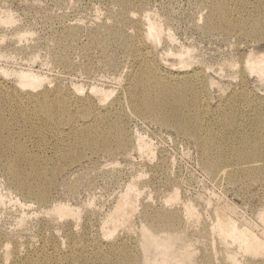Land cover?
<instances>
[{
  "label": "rangeland",
  "instance_id": "374dc122",
  "mask_svg": "<svg viewBox=\"0 0 264 264\" xmlns=\"http://www.w3.org/2000/svg\"><path fill=\"white\" fill-rule=\"evenodd\" d=\"M214 1L0 0V83L12 93L11 98L15 95L27 100L31 92L36 95L59 90L79 100L89 99L96 114L121 123L128 140L125 148L112 144L108 151L82 150L56 176L44 205L15 190L0 164V264H12L13 252L21 261L43 251L61 256L71 250L78 254L77 264H83L81 258L86 256H94L93 263L102 264L99 254L102 257L108 244L119 241L126 245L130 256L137 258V264H144L141 234L146 227L145 217L154 212L177 215L174 233L168 237L172 240L169 250L171 254L186 251L181 257L185 264H236L229 261L231 256L239 264H264V256L240 251L213 232L217 217L222 215L264 240V220L260 221L264 215V176L257 180L244 178L242 182L229 180L231 172L260 167L264 162L221 165L209 172L201 163V151L192 136L136 114L127 94L130 77L148 63L141 59L143 53L168 82L196 73L194 86L201 91L199 105L210 112L202 113L201 119L216 136L222 133L218 113L227 107L231 96L245 93L264 102V75L245 69L247 62L264 54V21L262 33L246 34L244 28L208 30L206 20ZM257 1L245 0L244 9L235 10L229 0L232 22L243 20L248 25L250 17L259 12ZM119 15L122 21L117 19ZM150 23L162 32L156 44L143 38ZM106 28L119 36L103 47L93 45L91 39L96 35L104 38ZM123 39L139 48L136 57L128 52ZM176 54L187 60L184 67L177 60L181 55ZM61 58L66 59L65 65L59 63ZM19 72L37 75L43 84L21 88L14 76ZM75 89H79L80 96ZM93 89L109 97L101 100V93L96 95ZM9 104L14 109L21 107ZM24 105L32 106L30 102ZM239 113L235 129L249 130V120L242 116L249 112ZM80 120V125L92 124L89 118ZM20 125L27 127L29 121L15 127ZM199 134L203 137L204 130ZM24 142L28 149L37 150L33 139ZM141 142L145 148L140 151ZM69 143L66 138L57 141L49 135L46 149L36 152L47 161L55 157L57 146L63 148ZM130 188L134 193L132 209H125L130 210L126 214L131 217H126L129 223L119 225L123 217L115 218V211ZM57 205L71 208L76 215L65 218L54 214L51 210ZM187 205L195 210L196 218L185 215ZM110 216L113 219L107 221ZM104 225L111 235L103 238ZM160 229L151 230V234L159 237L162 233L161 238L168 235Z\"/></svg>",
  "mask_w": 264,
  "mask_h": 264
},
{
  "label": "bare ground",
  "instance_id": "6f19581e",
  "mask_svg": "<svg viewBox=\"0 0 264 264\" xmlns=\"http://www.w3.org/2000/svg\"><path fill=\"white\" fill-rule=\"evenodd\" d=\"M232 1L235 10L244 9L243 5L245 0ZM228 4L229 0H215L211 4L210 15L206 20V28L208 30L219 28L241 30L244 28L246 34L250 32H261V30H263L264 0L257 1L256 9H258L259 12L250 17L251 19L248 25H246L243 20L238 23L232 22L229 15L230 9ZM122 18L121 15L117 16L119 21H122ZM104 32V38H99L98 35H96L91 39L93 45L103 47L108 40L111 41L112 38L114 39L119 36L117 31L113 29L106 28ZM161 33L162 32H160L155 24L150 23L145 30L143 38L152 44H156V42L159 41ZM122 43L127 45L129 48L128 52L133 57H136L139 48L129 46L128 40L125 39L122 40ZM182 52V54L185 53V51ZM182 54H178L181 55L179 57L176 54L178 63L181 65L187 64V60ZM145 55L142 53L141 59L148 63L135 71L128 83L127 94L131 107L136 114L153 118L163 125H169L192 136L196 140L197 146L201 151V163L209 172H215L221 165H236L237 167V165L246 163H254L257 161L264 162L263 101H258L245 93L231 96L228 99L227 107L218 113L217 120L222 133L216 136L215 133H212L210 126H205L201 119L202 113L204 115L210 112H204V109L209 108L203 109V107L199 105L201 91L194 86L195 81L198 80L197 76H195L196 73L189 77L177 78L178 80L175 79L172 82H168L167 78L149 63L151 59ZM161 59L163 58L161 57ZM59 63L65 65L66 59L61 58ZM182 67H184V65ZM245 69L251 74L256 73L258 76L264 75V54L254 57L247 62ZM14 76H17L16 82H18L21 88L30 87V89H33L43 84V79L32 73L19 72ZM74 91L78 93L79 89H77V92L76 89ZM93 91L95 92L94 89ZM94 92L91 91V94ZM99 93H101V100H107L109 97L108 93H104L103 91L97 92L96 95H99ZM11 94L12 93L6 91V88L0 83V164L4 168L8 183L23 196L41 205L48 202L55 178L59 172L62 171L64 165L68 162L75 161L82 153V150L91 152H97L99 150L108 151L110 147H112V144L118 148H125L128 145V140L125 136V128L121 123L116 121L110 122L109 117L105 114H96L95 108L89 99L79 100L76 98L77 96H72L73 94L68 96V94L59 90H54L52 93L46 91L36 95L31 92L28 94L27 100H24V98H17L15 95L11 98ZM77 95H79V93ZM100 96H98L99 99ZM6 100H8L9 103H18L21 107L24 106V108L20 107L19 109H14ZM29 102L30 106L31 104L32 106L27 108L24 103L29 104ZM73 107L75 109H73ZM199 107H201V110ZM239 111L241 115L243 112H249L246 116L242 115L245 120H249V130L242 129L238 131L235 129L236 121L240 115ZM87 118L91 119V125L87 123H83L82 125L79 124L81 121L80 119ZM24 121H29L27 127L25 125H20L17 128L15 127L17 123H22ZM37 121H39V125H36ZM62 126H66L68 129L64 130ZM203 130L204 136L201 137L199 133ZM49 135L56 138L57 141L66 138L70 143L68 145L65 144L66 147L63 148H61L62 146H57L54 149L55 151L53 150L55 157L46 161L38 152H42L46 149ZM26 139L34 140V145L38 152H36L37 150L33 151L26 147L24 142ZM142 143L143 142L138 144V149L140 151L145 148L144 143ZM263 176L264 164L260 167L251 166L248 170L242 169L240 171L231 172L229 180L232 182H242L244 178L257 180ZM133 195V190L130 188L121 196V200H119L117 210L115 211V218L118 219L121 216L123 217L119 225L129 223L126 217L130 214L127 215L126 213L130 212V210H126L125 208H130L131 204H133ZM176 197L177 193L175 192V194L172 195L174 202ZM171 200L167 201L171 202ZM28 208H30V206ZM70 209L62 205H57L51 212L61 217L72 216L71 218H73L76 212ZM184 211L189 219L192 217L196 218V212L192 207L187 205ZM259 216L262 217V215ZM130 217L131 216L128 218ZM112 219L113 216H110L107 221ZM263 220L264 215L260 221ZM177 221V215L168 212H154L145 217L146 227L143 228L142 234L140 233L144 237L143 242L141 241L143 244L140 243L142 251H144L143 255H146L144 264H185L182 259L186 251L183 253L171 254V250H169L171 247H169V244H171L172 240L168 237L171 233H174L173 230ZM215 223L213 225V232L221 239H226L225 241L228 239L230 244H235L236 249L249 255L264 256V240L249 231L247 229L248 227L245 228L242 227V225L238 226L232 218L222 217V215L221 218L217 217ZM102 227L101 235L103 238L109 237L111 232L108 231L105 225ZM124 227H128V225ZM155 228L163 229V233L166 232L168 235L161 238L160 235L162 233L158 235L159 237L151 234V230L154 231ZM154 234L158 233L154 232ZM175 240L178 241L179 238L176 237ZM106 249L105 252L103 251L104 254L102 257L99 254L102 264L138 263L136 257L129 255L127 247L122 241L108 244ZM151 249L153 254L150 253ZM191 251H188L187 254L192 253ZM45 252H41L35 258L27 257L21 261L17 258L16 252H13L12 264L78 263V254H75L74 250L61 256L56 253L55 255H48V253L46 254ZM86 257L81 258L83 264H94V256ZM157 258H159V260H157ZM189 258L190 257H188V259ZM228 259L229 261L231 260L232 263L235 262L239 264L234 256Z\"/></svg>",
  "mask_w": 264,
  "mask_h": 264
}]
</instances>
